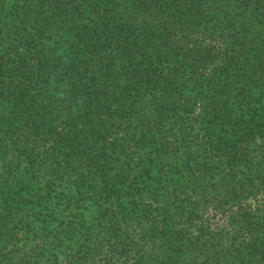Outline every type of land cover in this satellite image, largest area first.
<instances>
[{
	"label": "trees",
	"instance_id": "obj_1",
	"mask_svg": "<svg viewBox=\"0 0 264 264\" xmlns=\"http://www.w3.org/2000/svg\"><path fill=\"white\" fill-rule=\"evenodd\" d=\"M0 264H264V0H0Z\"/></svg>",
	"mask_w": 264,
	"mask_h": 264
}]
</instances>
